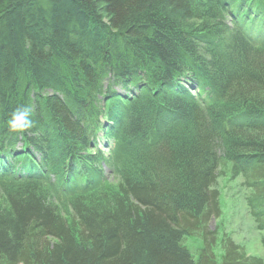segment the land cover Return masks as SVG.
<instances>
[{
	"label": "trees",
	"instance_id": "1",
	"mask_svg": "<svg viewBox=\"0 0 264 264\" xmlns=\"http://www.w3.org/2000/svg\"><path fill=\"white\" fill-rule=\"evenodd\" d=\"M227 164L264 232V0H0V264H264Z\"/></svg>",
	"mask_w": 264,
	"mask_h": 264
},
{
	"label": "rangeland",
	"instance_id": "2",
	"mask_svg": "<svg viewBox=\"0 0 264 264\" xmlns=\"http://www.w3.org/2000/svg\"><path fill=\"white\" fill-rule=\"evenodd\" d=\"M100 5V3H97ZM229 164L222 167V173L217 178L215 187L218 190L220 216L212 218L209 227L217 230L218 242L214 247L216 259H220L222 249L220 240L228 236L237 243L247 255L263 257L264 250L261 244L263 231L257 229L252 216L249 213L246 197L250 189L243 184L241 176L231 178L229 175ZM184 244L191 252L194 260L197 259L201 239L197 237H186Z\"/></svg>",
	"mask_w": 264,
	"mask_h": 264
},
{
	"label": "clouds",
	"instance_id": "3",
	"mask_svg": "<svg viewBox=\"0 0 264 264\" xmlns=\"http://www.w3.org/2000/svg\"><path fill=\"white\" fill-rule=\"evenodd\" d=\"M33 109L28 105H18L10 113L6 123L11 133H23L34 126Z\"/></svg>",
	"mask_w": 264,
	"mask_h": 264
}]
</instances>
